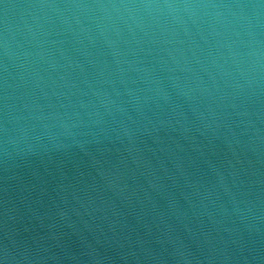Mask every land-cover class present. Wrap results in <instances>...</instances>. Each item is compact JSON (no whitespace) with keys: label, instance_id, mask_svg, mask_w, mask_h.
<instances>
[{"label":"water","instance_id":"1","mask_svg":"<svg viewBox=\"0 0 264 264\" xmlns=\"http://www.w3.org/2000/svg\"><path fill=\"white\" fill-rule=\"evenodd\" d=\"M0 264H264V0H0Z\"/></svg>","mask_w":264,"mask_h":264},{"label":"clouds","instance_id":"2","mask_svg":"<svg viewBox=\"0 0 264 264\" xmlns=\"http://www.w3.org/2000/svg\"><path fill=\"white\" fill-rule=\"evenodd\" d=\"M144 7H154L153 5H145ZM155 7H159L158 5H155ZM165 7H176L175 5H165ZM184 7H224V8H247V7H256L255 5H245V4H236V5H184Z\"/></svg>","mask_w":264,"mask_h":264}]
</instances>
